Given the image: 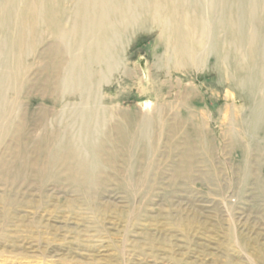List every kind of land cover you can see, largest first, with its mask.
I'll return each mask as SVG.
<instances>
[{
	"label": "rangeland",
	"instance_id": "rangeland-1",
	"mask_svg": "<svg viewBox=\"0 0 264 264\" xmlns=\"http://www.w3.org/2000/svg\"><path fill=\"white\" fill-rule=\"evenodd\" d=\"M155 36L138 33L128 48L135 83L116 72L105 87L128 133L146 113L142 103L161 106L149 139L123 142L119 128H108L90 185L30 167L1 174L0 227L17 231L22 245L32 232L14 224L33 223L41 241L18 251L0 241V264H264V150L242 136L246 155L240 159L231 141L225 153L219 122L235 102L243 111L250 102L212 69L191 76L155 68L149 50ZM187 99L196 118L181 108ZM23 100L38 113L27 130L38 127L37 137L51 130L54 98L34 93Z\"/></svg>",
	"mask_w": 264,
	"mask_h": 264
},
{
	"label": "bare ground",
	"instance_id": "bare-ground-1",
	"mask_svg": "<svg viewBox=\"0 0 264 264\" xmlns=\"http://www.w3.org/2000/svg\"><path fill=\"white\" fill-rule=\"evenodd\" d=\"M144 32L156 34L149 50L158 70L193 76L212 69L249 100L244 111L235 102L219 119L225 153L231 141L242 159L247 152L242 136L264 150V0H0V175L30 167L90 185L108 128H119L123 142L149 139L153 118L162 119L161 106L150 99L142 103L139 110L146 113L135 133H128L120 105L107 104L105 88L116 72L134 82L138 71L129 63L128 48ZM140 74L147 79L146 71ZM34 93L57 105L51 130L39 137L38 127L27 130L29 116L38 113L23 100ZM226 97L236 100L232 93ZM200 103L206 111L198 112L199 122L206 118L203 111L210 112ZM191 104L187 99L181 107L189 108L190 118ZM41 126L48 129L46 120ZM14 225L29 228V242L23 237L18 245L17 231L0 227L2 246L18 251L39 245L41 236L31 230L35 224Z\"/></svg>",
	"mask_w": 264,
	"mask_h": 264
}]
</instances>
